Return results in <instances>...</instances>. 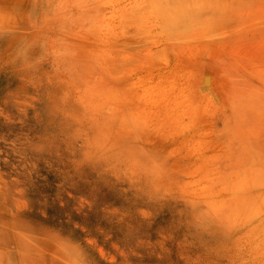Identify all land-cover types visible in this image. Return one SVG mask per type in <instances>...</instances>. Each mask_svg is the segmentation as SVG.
<instances>
[{
	"label": "rangeland",
	"instance_id": "rangeland-1",
	"mask_svg": "<svg viewBox=\"0 0 264 264\" xmlns=\"http://www.w3.org/2000/svg\"><path fill=\"white\" fill-rule=\"evenodd\" d=\"M0 264H264V0H0Z\"/></svg>",
	"mask_w": 264,
	"mask_h": 264
},
{
	"label": "bare ground",
	"instance_id": "bare-ground-1",
	"mask_svg": "<svg viewBox=\"0 0 264 264\" xmlns=\"http://www.w3.org/2000/svg\"><path fill=\"white\" fill-rule=\"evenodd\" d=\"M171 2V1H170ZM169 2V3H170ZM195 2V1H194ZM160 8V7H159ZM166 8V7H165ZM191 9V8H190ZM163 10V9H162ZM168 17V16H167ZM165 18H166V16H165ZM180 19H182V18H180ZM163 20H165V19H163ZM170 20V19H169ZM182 22V21H181ZM174 31H176V30H174ZM207 76V75H206ZM209 76V75H208Z\"/></svg>",
	"mask_w": 264,
	"mask_h": 264
}]
</instances>
